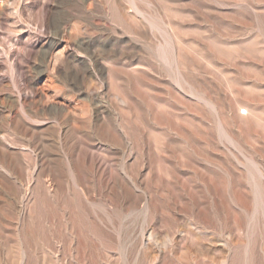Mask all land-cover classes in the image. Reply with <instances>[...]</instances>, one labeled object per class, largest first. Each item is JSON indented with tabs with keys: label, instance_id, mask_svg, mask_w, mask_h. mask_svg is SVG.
Returning a JSON list of instances; mask_svg holds the SVG:
<instances>
[{
	"label": "rangeland",
	"instance_id": "374dc122",
	"mask_svg": "<svg viewBox=\"0 0 264 264\" xmlns=\"http://www.w3.org/2000/svg\"><path fill=\"white\" fill-rule=\"evenodd\" d=\"M0 264H264V0H0Z\"/></svg>",
	"mask_w": 264,
	"mask_h": 264
}]
</instances>
